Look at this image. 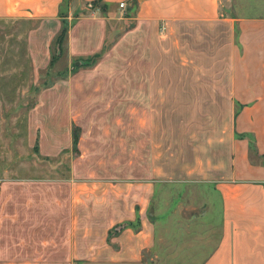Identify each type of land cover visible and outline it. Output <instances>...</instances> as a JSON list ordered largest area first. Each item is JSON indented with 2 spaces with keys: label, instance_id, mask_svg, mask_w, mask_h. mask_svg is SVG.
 Instances as JSON below:
<instances>
[{
  "label": "crops",
  "instance_id": "crops-1",
  "mask_svg": "<svg viewBox=\"0 0 264 264\" xmlns=\"http://www.w3.org/2000/svg\"><path fill=\"white\" fill-rule=\"evenodd\" d=\"M76 1L87 10L68 2L67 55L80 65L28 107L37 153L79 154L82 115L90 137L112 134L93 108L128 88L149 162L139 140L117 176L0 180V264H264V17L222 0ZM61 2L0 0V19L35 22L25 41L36 72L49 66ZM120 2L116 25L132 22L107 42Z\"/></svg>",
  "mask_w": 264,
  "mask_h": 264
},
{
  "label": "rangeland",
  "instance_id": "rangeland-1",
  "mask_svg": "<svg viewBox=\"0 0 264 264\" xmlns=\"http://www.w3.org/2000/svg\"><path fill=\"white\" fill-rule=\"evenodd\" d=\"M67 2L72 5L73 15L85 13L87 10L79 2L77 4L76 0H67ZM221 2L227 12L233 11L236 15L248 17H264V0H222ZM98 5L99 3L96 5L94 3L95 7ZM100 7L103 8L101 4ZM68 8V6L60 7L59 16H64L69 11ZM106 11L109 13L111 10ZM121 15L124 13L117 7L116 14L113 15L114 19L108 24L107 42L110 41L116 28L125 29L128 24L131 25L132 20L125 25L122 24V27L116 25V18ZM34 24L35 22L31 20L19 18L0 19V180L6 176H47L69 179L86 176L89 174L88 171L94 172L95 176H117L118 162L123 160L122 162L127 166L129 161L134 160V146L139 140L142 146L140 149L142 163L146 166L149 162L151 142L144 129L141 134L135 132L133 110L135 100L132 90L128 88L107 89L105 96L116 97L118 100H102L104 105L93 108V115L98 118L97 128L100 130L110 128L112 134L108 136V133H105L96 138L90 137L87 132L95 121L92 122L91 115H88V119L82 115L79 122L84 135L82 134L79 154L69 151L55 154V148L51 152L54 155L48 157L36 153L34 144L37 143L28 132V107L37 99L34 89L41 88L44 83H50L58 75L62 76L75 66L76 60L70 59L65 50L48 74L44 75L41 72L39 75L41 70L36 72L29 61L25 41L26 33ZM130 75L132 76V73ZM222 90L224 96L225 90ZM113 92H115L114 96H112ZM204 93L208 96L212 90L206 89ZM44 100L51 99L46 96ZM143 107L149 109L148 105ZM45 111L47 110L42 108L43 115ZM253 156L251 153V158ZM103 158H106V161H103ZM74 166H77L78 171L73 173L71 168Z\"/></svg>",
  "mask_w": 264,
  "mask_h": 264
},
{
  "label": "trees",
  "instance_id": "trees-1",
  "mask_svg": "<svg viewBox=\"0 0 264 264\" xmlns=\"http://www.w3.org/2000/svg\"><path fill=\"white\" fill-rule=\"evenodd\" d=\"M99 2L101 3V0H99ZM105 4H102L103 8H101L102 10L105 9L104 7ZM62 6H68V2L67 0H62L60 7ZM106 6V5H105ZM67 13L63 16H59L61 19V27L59 32L56 34V36L54 37L52 44H51V57H50V62H49V66L47 68H45L44 70H41L39 72V75L41 72L44 73V75L48 74V71L54 66L55 62L58 60V58L61 57L63 51L67 50V35H68V28H69V22L66 19ZM65 48V49H64ZM58 51V52H57ZM103 52L94 55L93 57H90L89 60L91 61V64L96 63V61L101 57V54ZM78 67L76 66H72L71 72L75 71ZM65 73L59 77H55L54 80L59 79V78H63L65 77ZM51 81L50 83H44L43 86L41 88H35L34 92L35 95H37L39 93V91L43 88H46L48 86H50L53 82ZM34 105V103H31V105L29 107H32ZM77 141H78V130L74 129L72 132V150L76 151V146H77ZM34 150L37 153V146H34Z\"/></svg>",
  "mask_w": 264,
  "mask_h": 264
},
{
  "label": "built area",
  "instance_id": "built-area-1",
  "mask_svg": "<svg viewBox=\"0 0 264 264\" xmlns=\"http://www.w3.org/2000/svg\"><path fill=\"white\" fill-rule=\"evenodd\" d=\"M118 7L121 8V9L125 8V3L124 2H120L118 4Z\"/></svg>",
  "mask_w": 264,
  "mask_h": 264
},
{
  "label": "water",
  "instance_id": "water-1",
  "mask_svg": "<svg viewBox=\"0 0 264 264\" xmlns=\"http://www.w3.org/2000/svg\"><path fill=\"white\" fill-rule=\"evenodd\" d=\"M75 65H78L79 66L80 64L77 62V63H75Z\"/></svg>",
  "mask_w": 264,
  "mask_h": 264
}]
</instances>
